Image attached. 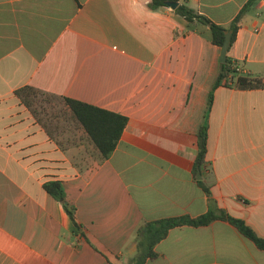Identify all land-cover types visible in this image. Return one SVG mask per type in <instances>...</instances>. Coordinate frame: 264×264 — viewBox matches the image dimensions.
<instances>
[{
	"label": "crops",
	"instance_id": "crops-1",
	"mask_svg": "<svg viewBox=\"0 0 264 264\" xmlns=\"http://www.w3.org/2000/svg\"><path fill=\"white\" fill-rule=\"evenodd\" d=\"M249 1L179 5L229 27ZM151 2L0 0V264H130L146 222L210 210L264 237V0L228 54L263 87L220 85L212 102L221 48L211 29ZM25 86L127 117L111 157L100 162L82 130L51 137L17 97ZM51 181L78 226L45 190ZM155 251L146 264H264V250L223 220L171 229Z\"/></svg>",
	"mask_w": 264,
	"mask_h": 264
},
{
	"label": "trees",
	"instance_id": "trees-1",
	"mask_svg": "<svg viewBox=\"0 0 264 264\" xmlns=\"http://www.w3.org/2000/svg\"><path fill=\"white\" fill-rule=\"evenodd\" d=\"M180 1L181 0H152L149 7L152 10H158L162 7H166L167 2ZM254 2L255 0H250L229 27L215 23L184 3L180 4L175 9V12L190 23H201L208 26L212 31L213 44L222 49L228 32L232 34L231 46H233L240 29V22ZM220 85H225L227 87L234 86L244 90L263 87L259 79L243 74L240 67L232 61L229 55L227 57V62L220 65V71L210 96V102L213 100L214 90ZM16 95L23 105L28 108L36 121L54 139H58L57 136L59 134L57 133L60 132V129H64L66 125L61 126L59 122L56 123L54 121V119L59 118V114L56 116L52 115L53 117L51 114L56 102L63 103L65 108V122L72 124L76 129L82 130L86 134L89 143L93 146V155L96 156L100 162L108 160L114 153L128 124V118L123 115L78 100L49 94L32 86H25L18 89ZM59 143L61 146H64L63 142ZM198 146L199 152L195 163V174L202 171V168L206 164L208 152V130L206 126L199 132ZM199 184L210 196V189L202 181H199ZM44 188L47 193L63 204L69 217L78 226L75 208L67 201V195L63 184L59 181H51L46 183ZM217 220L231 223L243 236L255 243L259 249L264 250V237H259L244 220L234 218L223 210H210L207 214L198 218L182 216L146 222L137 231L136 243L138 252L130 264H146L149 259H155L157 257L155 247L168 236L171 229L181 226H207Z\"/></svg>",
	"mask_w": 264,
	"mask_h": 264
},
{
	"label": "rangeland",
	"instance_id": "rangeland-1",
	"mask_svg": "<svg viewBox=\"0 0 264 264\" xmlns=\"http://www.w3.org/2000/svg\"><path fill=\"white\" fill-rule=\"evenodd\" d=\"M64 104L60 103V102H56L54 104V109L52 111V115H58L59 114V118L54 119V121L56 123L59 122V124H61V126H65L64 129H60V132H58L57 134H59L57 137L58 139H62V140H73L75 137H81L83 135H81V131L76 129L72 124L66 123L65 119H64ZM62 113V114H61ZM54 116V117H55ZM53 117V116H52ZM73 143V142H72Z\"/></svg>",
	"mask_w": 264,
	"mask_h": 264
},
{
	"label": "water",
	"instance_id": "water-1",
	"mask_svg": "<svg viewBox=\"0 0 264 264\" xmlns=\"http://www.w3.org/2000/svg\"><path fill=\"white\" fill-rule=\"evenodd\" d=\"M166 5L170 8H172L173 10H175L178 6H179V2H167ZM231 38H232V34L231 32H228L226 34V40L225 43L221 49V56H220V62L221 64H224L227 62V57L231 48ZM197 177L200 180L201 179V173L198 172L197 173Z\"/></svg>",
	"mask_w": 264,
	"mask_h": 264
}]
</instances>
